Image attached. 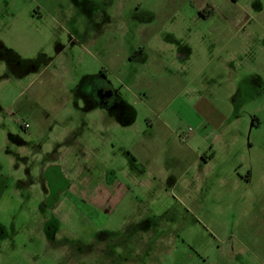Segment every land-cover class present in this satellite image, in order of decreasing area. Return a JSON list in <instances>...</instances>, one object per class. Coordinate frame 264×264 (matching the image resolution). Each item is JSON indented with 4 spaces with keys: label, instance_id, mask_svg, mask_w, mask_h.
Instances as JSON below:
<instances>
[{
    "label": "rangeland",
    "instance_id": "1",
    "mask_svg": "<svg viewBox=\"0 0 264 264\" xmlns=\"http://www.w3.org/2000/svg\"><path fill=\"white\" fill-rule=\"evenodd\" d=\"M0 264H264V0H0Z\"/></svg>",
    "mask_w": 264,
    "mask_h": 264
},
{
    "label": "crops",
    "instance_id": "2",
    "mask_svg": "<svg viewBox=\"0 0 264 264\" xmlns=\"http://www.w3.org/2000/svg\"><path fill=\"white\" fill-rule=\"evenodd\" d=\"M164 49L166 47H163ZM110 81L111 89L113 91V95L110 96V101H108V105H103L101 102H95V112L98 116V128L100 130V142L106 144L107 137H103L104 133L113 132L117 129L119 125H122L123 127H129L131 124V120H129L131 113L127 112L126 108H122L119 106L122 102L121 98L119 97L118 93L115 91L112 85V81ZM86 80L82 82V85L84 86L87 84ZM91 96H93L92 93H83L82 97H84L86 100L89 99ZM198 110L201 112V114L209 119H211V124L216 126L217 128L221 127V125L224 122V117L219 115L215 112V108L210 106L209 104H198ZM121 110V116H120V110ZM97 153V152H96ZM99 155V153H98ZM58 233V231L56 232Z\"/></svg>",
    "mask_w": 264,
    "mask_h": 264
},
{
    "label": "flooded vegetation",
    "instance_id": "3",
    "mask_svg": "<svg viewBox=\"0 0 264 264\" xmlns=\"http://www.w3.org/2000/svg\"><path fill=\"white\" fill-rule=\"evenodd\" d=\"M104 75V74H103ZM99 78V77H98ZM85 93L90 92L95 97L96 102H101L103 105H108V101H110V96L113 95V91L111 89L110 81L107 80L104 76L102 80H95L89 84H85L84 86ZM45 233L47 238H49L55 244L67 242L68 240H57V228L52 222L46 224ZM73 243V242H71ZM82 250L81 247L77 248V251L80 253ZM109 254V253H108ZM111 258V257H110Z\"/></svg>",
    "mask_w": 264,
    "mask_h": 264
},
{
    "label": "built area",
    "instance_id": "4",
    "mask_svg": "<svg viewBox=\"0 0 264 264\" xmlns=\"http://www.w3.org/2000/svg\"><path fill=\"white\" fill-rule=\"evenodd\" d=\"M18 123L19 124H23L22 121H20V120H18ZM23 127H24V129H29L30 128L28 123H24Z\"/></svg>",
    "mask_w": 264,
    "mask_h": 264
}]
</instances>
